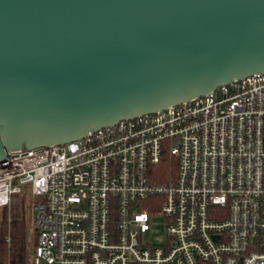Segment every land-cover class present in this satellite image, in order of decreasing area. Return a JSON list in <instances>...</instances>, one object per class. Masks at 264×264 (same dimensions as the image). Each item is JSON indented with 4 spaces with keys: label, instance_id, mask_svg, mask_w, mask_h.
I'll return each instance as SVG.
<instances>
[{
    "label": "built area",
    "instance_id": "2783aa9c",
    "mask_svg": "<svg viewBox=\"0 0 264 264\" xmlns=\"http://www.w3.org/2000/svg\"><path fill=\"white\" fill-rule=\"evenodd\" d=\"M23 187L29 264H264V71L64 144L4 150L1 211ZM155 212L164 237L150 242Z\"/></svg>",
    "mask_w": 264,
    "mask_h": 264
},
{
    "label": "water",
    "instance_id": "95a60500",
    "mask_svg": "<svg viewBox=\"0 0 264 264\" xmlns=\"http://www.w3.org/2000/svg\"><path fill=\"white\" fill-rule=\"evenodd\" d=\"M264 71V0H0V158Z\"/></svg>",
    "mask_w": 264,
    "mask_h": 264
},
{
    "label": "trees",
    "instance_id": "16d2710c",
    "mask_svg": "<svg viewBox=\"0 0 264 264\" xmlns=\"http://www.w3.org/2000/svg\"><path fill=\"white\" fill-rule=\"evenodd\" d=\"M164 168L163 166V170ZM24 203L25 199L16 195L9 209L1 211L0 264H27L28 231L25 224ZM6 237L8 242L5 240Z\"/></svg>",
    "mask_w": 264,
    "mask_h": 264
},
{
    "label": "rangeland",
    "instance_id": "374dc122",
    "mask_svg": "<svg viewBox=\"0 0 264 264\" xmlns=\"http://www.w3.org/2000/svg\"><path fill=\"white\" fill-rule=\"evenodd\" d=\"M28 191V187H23L22 193L19 195V197H23L25 199L26 194ZM27 200L25 199L24 207H25V224L26 228L28 231V255H27V264H29V256L32 250V244L34 240V235L29 231V212H28V206H27ZM0 217H1V210H0ZM164 224H165V219L155 212L153 215L150 217V225H151V230L146 233V235L143 237L145 240H148L150 242H159L162 240L164 237Z\"/></svg>",
    "mask_w": 264,
    "mask_h": 264
}]
</instances>
